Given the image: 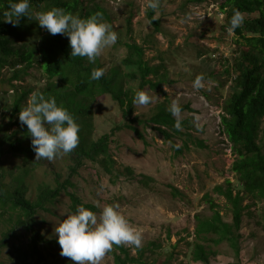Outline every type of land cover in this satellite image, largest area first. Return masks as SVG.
Listing matches in <instances>:
<instances>
[{
	"label": "rangeland",
	"instance_id": "obj_1",
	"mask_svg": "<svg viewBox=\"0 0 264 264\" xmlns=\"http://www.w3.org/2000/svg\"><path fill=\"white\" fill-rule=\"evenodd\" d=\"M223 2L158 0L155 16L161 19V30H156L148 18L150 8L146 7L147 0L92 2L93 6L97 4L107 10L110 19L103 22L111 25L117 33L116 42L103 48L98 56L103 70L109 74L114 68L125 72L122 65L128 51L125 42L133 41L146 48L145 56L151 65L163 66L159 76L150 75L153 80L163 78L161 89L146 86L143 92L151 98V102L136 104L134 114L147 120L160 106L169 108L173 101L178 106H190L176 116L183 120L190 118L189 127L181 126V130L190 132L191 136H173L180 146L188 140L189 148L182 153L178 154L172 142L153 126L136 123L145 140L129 128L117 130L112 135L110 148L117 162L114 174L118 173V177L114 178L92 160H87L74 177L76 188L72 191L77 192L83 202L97 207L93 211L97 217L103 206L115 205L128 223L138 230L140 245H125L131 256H139L144 264H206L193 259L197 242L204 243L210 251V264H264V198L258 199L249 194L245 198L244 203L251 206L246 210L238 231L241 235L239 253L228 242L216 245L195 236L197 216L203 218L213 214L208 197L219 204L226 220L232 221L227 200L214 188L227 179L237 186L239 184L232 171L236 155L223 131L221 116L223 106L233 92V78L237 73L234 58L239 54L242 41L225 27ZM129 18L132 19L131 24ZM43 31L44 28L23 31L15 38L16 46L38 44ZM16 68H26V71L18 79H12L19 72ZM16 68L8 65L1 68L0 104L6 107L1 121L5 123L10 121L18 95L12 83L21 90L33 88V91L41 92L51 80L59 79H50L37 60L31 67L20 63ZM197 76L202 77L199 88L193 85ZM123 81L125 88L129 85L138 88L137 82L127 78ZM124 121L119 105L110 96L101 97L94 104L93 137L97 139L112 132ZM16 128L15 125L13 129ZM260 136L264 145V119ZM37 163L29 179L32 198L37 196V186L41 182L54 183L55 173L62 171L67 174L72 162L61 152L52 160L37 159ZM71 205L69 194L63 191L49 204L51 211H43L48 220L43 228L46 236L56 238V225L65 215L74 213ZM5 228L7 222L0 221V235ZM17 242L28 248L26 235ZM52 248V253L45 248V260L59 263L70 260L60 255L58 243ZM1 255L0 260L5 258L11 264L10 254L5 252ZM100 264H115L114 256L107 251Z\"/></svg>",
	"mask_w": 264,
	"mask_h": 264
},
{
	"label": "trees",
	"instance_id": "obj_2",
	"mask_svg": "<svg viewBox=\"0 0 264 264\" xmlns=\"http://www.w3.org/2000/svg\"><path fill=\"white\" fill-rule=\"evenodd\" d=\"M28 2L29 13L33 16L38 11L56 7L81 18L100 13L102 20L110 19L107 10L97 4L93 6L94 0ZM8 5L9 0H0V75L4 66L16 68L23 63L26 67H31L37 60L50 79L58 77V81L51 80L41 92L46 98L54 97L57 104L66 108L74 117L79 126V143L70 153H64L72 162L68 166V173L57 171L54 183L41 182L37 186V196L32 198L29 194L32 189L29 179L38 163L31 147L27 126L19 122L18 112L27 106L24 102H27L33 88L21 90L16 84H11L18 95L14 100L9 123L1 121V114L6 107L0 104V221L7 222V228L1 230L0 255L5 252L10 254L11 264H74L71 260L63 263L45 260V248L52 253L50 249L58 242L56 238H49L43 232L44 224L48 222L47 216L42 214L43 211H51L49 204L63 191L69 194L71 209L74 212L78 205L96 210V206L83 202L77 192L72 191L76 188L74 177L79 174L80 167L87 160L99 163L111 176L118 177V173L114 174L117 162L110 148L115 131L129 128L145 140L143 131L136 123L151 125L172 142L179 154L189 148V143L186 140L183 146H180L173 136H191L190 132L181 130V126L189 127L190 118H177L165 106H160L147 120L134 114L135 93L143 91L146 86L161 89L163 84V78H150V75L159 76L163 66L150 64L143 45L135 41L125 42L128 49L127 55L122 59L125 72L114 68L109 74L103 70V75L98 80H92V69H104L103 63L99 57L90 63L87 57L70 56L71 48L65 34L52 35L44 29L38 44L23 43L17 47L15 38L18 34L41 27L35 19L26 16H22L19 24L15 26L5 21L7 17L3 13L9 10ZM222 10L226 13V29L230 28V19L235 11H239L244 17L243 23L234 31L239 40L241 39L242 47L234 58V69L237 73L233 78V92L226 100L221 116L223 131L236 155L232 171L235 172L239 184L237 186L231 179H227L224 184H217L214 188L215 192L227 200L232 212V221L226 220L219 204L212 197H208L213 214L203 218L197 216L195 236L216 245L228 242L239 253L241 235L238 231L241 229L246 210L251 206L244 203L245 198L248 194L258 199L264 198V145L260 141L264 119V0H224ZM155 13L156 9H149L148 18L156 30H161V19H152ZM128 21L131 24L132 19L129 18ZM25 71L26 68L19 70L12 79H18ZM124 78L137 82L138 88L133 85L125 88ZM106 95L119 105L125 121L114 127L112 132L95 139L94 104ZM179 108L182 111L190 106L181 105ZM15 125L17 128L13 129ZM129 171L132 172V169ZM208 195L210 194L206 196ZM24 235L28 237V248L17 242ZM129 251L123 243L115 244L109 250L114 256L115 264H144L139 256H131ZM210 254L204 243H196L193 250L195 261L210 264ZM8 262L5 258L0 260V264Z\"/></svg>",
	"mask_w": 264,
	"mask_h": 264
},
{
	"label": "clouds",
	"instance_id": "obj_3",
	"mask_svg": "<svg viewBox=\"0 0 264 264\" xmlns=\"http://www.w3.org/2000/svg\"><path fill=\"white\" fill-rule=\"evenodd\" d=\"M9 10L3 15L5 21L18 25L20 18L26 16L35 19L41 28L50 34H65L71 48L70 56L87 57L93 63L106 46L117 40V33L111 25L103 22L100 13L85 18L66 12L62 8L29 13L28 0H9ZM146 7L157 9L158 0H147ZM153 20L158 19L153 16ZM244 17L235 11L230 19V32H234L243 23ZM103 69L93 68L91 79L98 80ZM202 77L193 81L194 87H201ZM151 98L143 91L134 95L133 104H147ZM168 111L179 116L180 108L175 101ZM21 125L27 126L31 137V147L35 159L52 160L57 154L70 153L79 143V126L66 108L59 106L54 97L46 98L39 90L30 94L26 107L18 112ZM179 127V121H177ZM54 234L60 245V255L70 258L74 264H100L101 259L113 244L140 245V234L132 227L115 205L103 206L99 217L83 205L75 212L67 214L56 225Z\"/></svg>",
	"mask_w": 264,
	"mask_h": 264
}]
</instances>
